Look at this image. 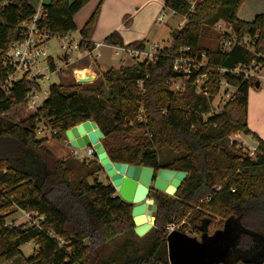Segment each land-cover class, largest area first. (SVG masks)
<instances>
[{"label": "trees", "instance_id": "obj_1", "mask_svg": "<svg viewBox=\"0 0 264 264\" xmlns=\"http://www.w3.org/2000/svg\"><path fill=\"white\" fill-rule=\"evenodd\" d=\"M88 1L50 0L42 4L38 25L59 36L75 31L73 16ZM192 1L164 0V7L185 22L170 31L171 42L155 59L110 67L92 82H53L43 103L14 121L6 113L23 103L28 83L17 81L8 92L1 88L6 77L2 52L22 36L21 22L36 9L28 0H0V264L21 256V245L29 241L35 248L25 258L27 264H169L165 227L173 217H185L200 236L219 232L231 237L238 253L234 264H264V140L247 125L248 89L255 81L219 71L256 56L239 45L223 52L200 43L213 24L225 20L238 38L255 37V51L264 54V13L243 20L237 10L245 0H196L191 8ZM101 2L79 29L81 49L94 48L91 36ZM104 42L124 45L118 31ZM125 46L142 49L145 42ZM185 47L183 53L196 60L205 55V64L191 67L187 75L172 68ZM259 57L264 62V55ZM49 63L54 69L51 57ZM202 75L197 91L196 80ZM185 76L182 89H171V80ZM221 77L235 90L216 111L212 100ZM87 119L95 120L102 131L101 142L112 161L186 172L174 195L150 191L157 212L154 225L142 236L133 231L132 204L122 200L110 182L97 178L102 166L95 158L70 154L54 159L43 139L36 138L41 122L60 138ZM239 131L256 139L254 158L233 149L231 136ZM40 150L49 161L41 158ZM161 150L174 155L161 159ZM8 205L35 211L42 219L38 225L8 224L2 214ZM201 208L223 220L215 221Z\"/></svg>", "mask_w": 264, "mask_h": 264}, {"label": "rangeland", "instance_id": "obj_2", "mask_svg": "<svg viewBox=\"0 0 264 264\" xmlns=\"http://www.w3.org/2000/svg\"><path fill=\"white\" fill-rule=\"evenodd\" d=\"M103 1L104 0H102L101 5H102ZM142 1H144V0H138V2H136V4H135V7H137ZM195 2H196V0H193L191 2V8L194 6ZM44 3H46V2H44ZM101 5H100V9H101ZM115 7H116V5L110 4V11L113 14H114ZM34 8L36 10L41 9L38 7H34ZM132 9L133 8H129V9L125 10L122 14L123 19H121L122 21L124 20V24H125L124 26H129V29H131V31H130L131 33L129 34V39L132 40V39H136V38L145 37L144 40L146 42L145 44L147 47L149 45L150 39L152 38L151 42H152V44H154L158 48V50L160 48L168 45L171 42L170 31L175 29V28H178V24L180 22H182L183 24L185 22V18L183 16H181L179 14H173L171 17H169L167 19V21L164 24L159 25L157 23V20H156L157 15H159L162 12H169L170 9L165 8L164 6H160L156 3H149V4L139 8L136 11L138 13H135V14L131 13ZM110 11H109V13H110ZM99 12H100V10H99ZM257 13H264V0H245L238 7L237 17L239 19H243V20H251ZM98 17H99V15H98ZM146 19L147 20L152 19V21L150 23H148L146 21ZM221 21L223 23L222 26H224L225 23L226 24L228 23L225 20H221ZM152 23H153V26H150ZM139 26H142V27L139 28ZM216 26H218V25L213 24L211 26L210 30H208L200 38L201 45L208 47V48H219V43H220V40L222 38L220 35V32H219L221 29H217ZM156 30H158V31L155 34ZM137 31H139L140 32L139 35H142V36H138L136 33ZM101 34H102V32L99 31L98 35H101ZM74 37H77L76 34L74 35ZM96 38L97 37L95 36V39ZM147 38H148V40H146ZM62 42H63V39H60L57 37H52L49 40L48 54L53 56L55 64L57 65V67L62 66V69L49 74V79L45 80V87H48V85L50 83H53V82L70 83L71 79L75 78V76H76L75 75L76 73H74V70H73L74 64L75 65L76 64L77 65H83V64H87V63L91 62V58H85V57L82 58L81 57L74 64L67 63L63 59L64 52L59 48L60 43H62ZM112 51L113 50L110 49L108 55L111 56L115 61H120L119 57H115L111 54ZM71 55L74 56L75 52L73 51ZM124 57L123 58L126 59V61H124V65L130 64L134 60L129 55L124 56ZM199 62H200V64L205 62V55L203 53L201 54V59L199 60ZM120 64L121 63L119 62L118 65H120ZM187 79H188V76H185L182 79L172 80V83L170 82L171 89H173V90L182 89L184 86V83L187 81ZM204 79H205L204 77L199 78L198 81L196 82V86H197L196 90L197 91H200V84L203 82ZM251 81H258L259 82L258 87H256L253 84L249 88H250V90L256 89L258 94H261V96H262L260 100L262 102H264V99H263V96H264V79H260V80L251 79ZM176 84L178 85L177 87H176ZM234 90H235V88L232 86L222 87L219 90L218 94L212 100L213 108L216 111L220 110L222 108V106L224 105V103L226 102V100H228V98H229L228 96L231 93H233ZM6 114L12 120L19 121V120L24 119L25 116H27L28 111L24 108V106L21 105V106L15 107L14 109H12L11 111H9ZM55 132L56 131L54 129L50 128L49 125H47V124L45 125L43 122H41L40 125H38V129L35 132V134H36V138L43 139L42 144L47 150L50 151L51 157H53L54 159L65 158L71 154L72 147L68 143V140L66 139L65 134H63L62 137L59 138L55 134ZM231 140H232V143L234 144L233 149L235 151H238L240 154L246 153L252 158L255 157V151L253 153H251V151L253 150L252 149L253 146L257 143V141L254 137H252L251 135H245L244 133L239 131V132L232 134ZM39 154H40L42 159L49 161V158L47 157V155L42 150L39 151ZM173 155H174V153L166 151V150H161L159 153V156L161 159H170L171 157H173ZM87 158L91 159V158H95V156L93 155V156H90ZM30 166H31V168L32 167L34 168V166L32 164H30ZM96 175L100 181H102L104 183L109 182V179L106 176V173L104 172L103 169L100 171H97ZM89 181H91V178H89ZM149 197H152V196L149 195ZM195 208H197V207H195ZM201 210H202V212L207 213L209 216H212L215 219V221H222L223 220L222 217H220L216 214L210 213L206 209L201 208ZM2 214H5V217H6L5 220L7 223L13 222L15 224H20V223H26L27 222L26 217L23 213V210L20 208H17V206H15V205H8L7 207H5V209L2 210ZM172 221H173L172 224L174 225V229L182 231L189 236L197 238L198 240L201 239L200 233L197 230V228L194 227L193 225H191L190 223H188V221L185 217H183L179 220H176L173 217ZM167 224H169V222H167ZM210 231H212V229ZM86 239L88 242V238H86ZM229 240L231 241L232 238L230 237ZM231 246H232L231 252H229V254L227 256H225V258H224L225 264H234V259L238 254L237 250L234 251V247H233L232 242H231ZM34 248H35V244L33 241H29L27 243H24L20 247V249L22 251V255L17 257L16 259H12V260L7 261L3 264H27L25 258H27L33 252Z\"/></svg>", "mask_w": 264, "mask_h": 264}, {"label": "built area", "instance_id": "obj_3", "mask_svg": "<svg viewBox=\"0 0 264 264\" xmlns=\"http://www.w3.org/2000/svg\"><path fill=\"white\" fill-rule=\"evenodd\" d=\"M175 12L170 9L169 12H162L157 17V23L159 25L164 24L169 17H171ZM41 9H37L35 13L27 20L21 22L20 28L22 31V36L13 41L3 52H2V64L6 69V77L1 84V88L8 92L15 82L23 80L28 83V87L25 91L24 101L21 104L28 111V114L34 112L46 99L49 94V84L45 87V80L49 79V74L59 71L61 67H57L52 55L48 54V43L52 37H57L63 39L60 43L59 48L64 52L63 59L68 63L71 54L74 51H78L79 47V36L74 37L70 33H66L62 36L51 34L44 28L38 25V20L40 19ZM182 22L178 24V28L182 26ZM216 28L221 29L219 32L221 35V40L219 43V49L223 52L231 50L235 45H239L248 51H250L254 56L247 63H239L231 68L219 67L221 73H232L241 74L245 79L260 80L264 79V62L261 61L259 56H263V53H257L255 51V37L244 34L241 38H238L231 29L229 23H225L224 26L221 20L216 23ZM94 47L101 45V42L93 43ZM114 53L123 58L124 55H129L134 60H153L156 58L159 50L158 48L149 42V45L142 49L128 47L125 45L118 46L115 45ZM188 48H180L179 54L173 59V70H181L186 75L190 73L191 67L203 66L205 62L200 64L199 60H196L191 55L183 53V50ZM82 50V49H81ZM86 55L90 54L91 50L84 49ZM65 56V57H64ZM53 59L54 69L51 68L49 63V58ZM187 64V65H186ZM202 75L199 78H203ZM196 82L198 81V79ZM220 89L222 87L231 86L227 83L224 77L220 78ZM172 83V80L170 81ZM178 85L176 84V87ZM233 87V86H232ZM228 92V91H227ZM229 93V92H228ZM232 94V93H231ZM231 94L228 96L230 97ZM20 105V106H21ZM8 113V112H7ZM27 114V115H28ZM251 153L254 152L255 147L252 148ZM71 155L78 159H84L94 155V149L91 146L85 148H73ZM23 210V209H22ZM26 217V224L28 225H38L42 217L35 211L23 210ZM10 224V223H8ZM165 236L174 229V225L169 223L166 225ZM61 245L63 240L59 238Z\"/></svg>", "mask_w": 264, "mask_h": 264}, {"label": "water", "instance_id": "obj_4", "mask_svg": "<svg viewBox=\"0 0 264 264\" xmlns=\"http://www.w3.org/2000/svg\"><path fill=\"white\" fill-rule=\"evenodd\" d=\"M75 79L79 83L92 82L95 75H76ZM254 85L258 87L259 82L255 81ZM103 92L107 97L108 90L105 86ZM110 92L113 90L111 89ZM64 134L71 147L91 146L94 149V156L117 195L132 204L133 231L138 236L145 234L155 222L157 205L154 198L149 197L150 191L154 188L168 195H174L186 176L183 170L112 161L101 142L103 133L93 119L84 120L66 129ZM165 240L169 264H225L224 258L231 252L232 241L229 237L219 235V232L211 236L202 234L201 239L198 240L173 229Z\"/></svg>", "mask_w": 264, "mask_h": 264}, {"label": "crops", "instance_id": "obj_5", "mask_svg": "<svg viewBox=\"0 0 264 264\" xmlns=\"http://www.w3.org/2000/svg\"><path fill=\"white\" fill-rule=\"evenodd\" d=\"M34 7L41 8L42 4L48 3L50 0H28ZM99 0H89L86 2L73 16V20L76 26V30L72 31L71 33L73 35L76 34V36H79V29L83 25L86 18L89 16V14L94 9L95 5L97 4ZM46 2V3H44ZM136 2L138 0H104L101 9L99 12V17L97 19L93 34L91 36V41L93 43L95 42H101V45L94 47L89 55H86V52L84 49H80L78 51H75V55L70 57V60L68 61L69 64H74L77 60L82 58H91V62L83 65H75L74 64V73L75 75H89L93 74L95 75V79L99 77L101 72H104L110 67H117L119 62L121 64H124V61L126 59L119 58L120 61H115L111 56L108 55L109 50L112 49V55L115 57L117 56L114 51L115 45L106 44L104 42V39L113 31H118L123 43L126 44L128 42L134 41V40H144L145 37L142 38H136V39H129V34L131 33V29H129V26H124V20L123 19V12L129 8H133L131 13L135 14L139 8L149 4V3H156L160 6H164V0H144L142 1L137 7H135ZM110 4L116 5L114 9V14L110 11ZM110 11V13H109ZM158 16V15H157ZM148 23L152 21V19L147 20ZM123 22V23H122ZM153 26V23L150 25ZM142 26H139L141 28ZM101 31L102 34L98 35V32ZM158 30L155 31V34ZM138 36L139 31L136 32ZM154 34V35H155ZM95 36L97 37L95 39ZM148 40V38L146 39ZM152 38L150 39V41ZM145 42V40H144ZM146 43V42H145ZM103 49V50H102ZM131 64V63H130ZM128 65V64H125ZM83 73V74H79ZM94 79V80H95ZM261 94H258L256 89L250 90L248 89V97H247V125L250 128V130L254 133H256L260 138L264 140V102H262ZM264 99V96H263ZM69 143V141H68ZM257 143L253 146L256 147Z\"/></svg>", "mask_w": 264, "mask_h": 264}, {"label": "bare ground", "instance_id": "obj_6", "mask_svg": "<svg viewBox=\"0 0 264 264\" xmlns=\"http://www.w3.org/2000/svg\"><path fill=\"white\" fill-rule=\"evenodd\" d=\"M79 74H83V73H79ZM166 236H167V235H166ZM166 236H165V237H166Z\"/></svg>", "mask_w": 264, "mask_h": 264}]
</instances>
